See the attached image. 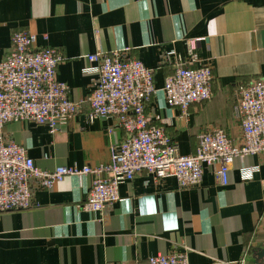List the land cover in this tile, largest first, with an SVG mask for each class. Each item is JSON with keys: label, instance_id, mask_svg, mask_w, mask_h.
<instances>
[{"label": "crops", "instance_id": "obj_1", "mask_svg": "<svg viewBox=\"0 0 264 264\" xmlns=\"http://www.w3.org/2000/svg\"><path fill=\"white\" fill-rule=\"evenodd\" d=\"M19 29L63 55L57 77L79 104L55 133L30 121L5 125L4 136L44 170L106 163L110 143L126 137L115 117L90 118L98 73L88 71V54L118 50L153 68L156 92L146 112L182 154L196 151L209 126L241 142L239 88L264 78V0H0V60ZM176 61L209 65L214 75L212 97L186 112L169 106L163 89ZM92 179L35 186L29 208L0 212V264H148L158 253L185 251L190 264H264V152L236 158L227 184L214 165L188 187L174 176L157 181L139 172L120 182L121 200L97 212L81 206Z\"/></svg>", "mask_w": 264, "mask_h": 264}, {"label": "built area", "instance_id": "obj_2", "mask_svg": "<svg viewBox=\"0 0 264 264\" xmlns=\"http://www.w3.org/2000/svg\"><path fill=\"white\" fill-rule=\"evenodd\" d=\"M87 59L94 64L88 71L98 73L88 96L90 118L115 117L126 137L110 143L111 157L106 163L44 170L23 145L4 136L5 125L30 121L55 133L63 121L73 118L79 104L71 100L67 83L57 77L63 60L58 49L37 47L36 35L29 30L13 32L11 50L0 60V212L29 208L35 186L50 188L67 176H93L81 205L90 212L121 200L120 182L143 171L157 181L174 176L181 187H188L202 181L206 165H214L217 180L227 184L236 158L264 152V78L239 88L234 110L242 129L241 142H235L223 128L209 126L199 133L196 151L182 154L172 136L146 112L156 92L153 68L118 50L96 51ZM213 78L209 65L193 67L176 61L175 71L163 86L167 104L186 112L193 103L209 100ZM255 171L254 167L244 169L243 179H251ZM148 262L190 264L188 251L158 253Z\"/></svg>", "mask_w": 264, "mask_h": 264}, {"label": "water", "instance_id": "obj_3", "mask_svg": "<svg viewBox=\"0 0 264 264\" xmlns=\"http://www.w3.org/2000/svg\"><path fill=\"white\" fill-rule=\"evenodd\" d=\"M264 255V250H262L261 252H260V254H259V256H263Z\"/></svg>", "mask_w": 264, "mask_h": 264}, {"label": "rangeland", "instance_id": "obj_4", "mask_svg": "<svg viewBox=\"0 0 264 264\" xmlns=\"http://www.w3.org/2000/svg\"><path fill=\"white\" fill-rule=\"evenodd\" d=\"M246 264H248V263H246Z\"/></svg>", "mask_w": 264, "mask_h": 264}]
</instances>
